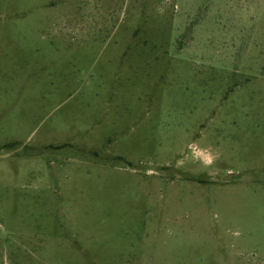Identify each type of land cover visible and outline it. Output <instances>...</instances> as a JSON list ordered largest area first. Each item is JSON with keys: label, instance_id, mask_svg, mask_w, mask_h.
Masks as SVG:
<instances>
[{"label": "rangeland", "instance_id": "rangeland-1", "mask_svg": "<svg viewBox=\"0 0 264 264\" xmlns=\"http://www.w3.org/2000/svg\"><path fill=\"white\" fill-rule=\"evenodd\" d=\"M0 264H264V0H0Z\"/></svg>", "mask_w": 264, "mask_h": 264}, {"label": "clouds", "instance_id": "clouds-1", "mask_svg": "<svg viewBox=\"0 0 264 264\" xmlns=\"http://www.w3.org/2000/svg\"><path fill=\"white\" fill-rule=\"evenodd\" d=\"M158 11H163L158 8ZM218 153H216L211 146L203 147L198 142L193 141L187 145V154L177 161L178 166H183L185 162H191L201 165L205 169L212 168L218 160Z\"/></svg>", "mask_w": 264, "mask_h": 264}, {"label": "water", "instance_id": "water-1", "mask_svg": "<svg viewBox=\"0 0 264 264\" xmlns=\"http://www.w3.org/2000/svg\"><path fill=\"white\" fill-rule=\"evenodd\" d=\"M231 177H232V175L229 176V178H231Z\"/></svg>", "mask_w": 264, "mask_h": 264}]
</instances>
